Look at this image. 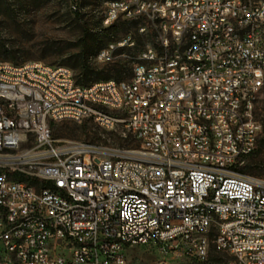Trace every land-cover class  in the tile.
<instances>
[{"label":"built area","instance_id":"obj_1","mask_svg":"<svg viewBox=\"0 0 264 264\" xmlns=\"http://www.w3.org/2000/svg\"><path fill=\"white\" fill-rule=\"evenodd\" d=\"M102 13L107 27L139 21L148 37L133 77L82 89L39 60L0 63V264H127L135 246L198 261L212 246L227 264H264V177L241 171L262 134L264 1L107 0ZM242 27L249 35L232 37ZM113 45L135 39L109 41L98 62L113 60ZM85 112L120 125L132 145L101 153L52 135L55 123L87 122ZM138 144L157 157L131 159Z\"/></svg>","mask_w":264,"mask_h":264},{"label":"rangeland","instance_id":"obj_2","mask_svg":"<svg viewBox=\"0 0 264 264\" xmlns=\"http://www.w3.org/2000/svg\"><path fill=\"white\" fill-rule=\"evenodd\" d=\"M103 1L80 0L81 10L74 11L73 0H0V63L39 60L49 65H64L71 70L75 81L85 80L84 85L113 79L118 69L123 79L130 77L131 64L148 37L140 34L139 21L127 23L110 36L96 32L94 27L102 15ZM127 33L135 39V46L118 47L112 52L115 56L110 62L102 63L94 58L109 41ZM82 61L92 72L82 71ZM254 115L262 122L264 134V94L255 100ZM121 130L120 125L112 130L92 122H59L51 129L55 138L81 141L101 153L132 145L131 138L124 137ZM241 171L264 177V145L245 159ZM229 259L226 253L212 246L204 261L162 257L152 246L131 247L126 255L127 264H227Z\"/></svg>","mask_w":264,"mask_h":264},{"label":"bare ground","instance_id":"obj_3","mask_svg":"<svg viewBox=\"0 0 264 264\" xmlns=\"http://www.w3.org/2000/svg\"><path fill=\"white\" fill-rule=\"evenodd\" d=\"M107 1V0H104ZM104 1L102 2V8L104 6ZM264 0H254V6H263ZM220 2H228V0H220ZM149 6V0H140V7H147ZM71 7L74 10L73 4ZM158 7H165V0H158ZM71 9V8H70ZM148 25L154 27V36H161L163 33V20H156V12H149L148 13ZM106 17H103V13L100 16L98 24L94 27L96 32H100L102 29L106 28ZM141 31V26H140ZM246 35H249V27H242V30H232V37L235 38H245ZM132 45H127L126 47H131ZM108 47V45L106 46ZM118 47H123V45H113L112 52L117 49ZM139 52H145V45ZM96 53V52H95ZM104 54V48L98 50L95 54V59L100 57ZM136 59L133 62L139 61V54L137 53ZM194 67V60H186L185 61V68H193ZM54 70H60L65 72H71V70L64 65H54ZM134 76V69L131 71L130 77ZM108 80L114 79H104L100 81L93 82L91 84L95 85H103L107 84ZM91 84L89 85H82V89H90ZM72 85H79L74 77L72 78ZM3 119L6 120H13L15 119V111L11 110H4L3 111ZM242 119H249V112H242ZM85 120L87 122H95V115L93 112H85ZM112 129V128H107ZM141 156H149V157H157V150L156 149H149L148 144H138V149H129V157L131 159H139ZM0 163H1V153H0ZM30 177H37V168H30ZM148 191L150 193H157V186L155 184H148ZM246 226H255V219H246Z\"/></svg>","mask_w":264,"mask_h":264},{"label":"trees","instance_id":"obj_4","mask_svg":"<svg viewBox=\"0 0 264 264\" xmlns=\"http://www.w3.org/2000/svg\"><path fill=\"white\" fill-rule=\"evenodd\" d=\"M127 23H129V21H119V22H115V23H113L112 25H110V26H108V27L102 29V30H101L100 32H98V33H102V34H104V35L110 36V35H112V34H115L117 31L123 29ZM97 50H98V49H97ZM81 68H82V71H83L84 73H90V72H92V69L89 68V66L85 63V61H82ZM121 73H122V71H121L120 69H118V70L116 71L115 77H114L113 79H116V80L123 79V78L121 77V75H122ZM97 78H99V76H98ZM85 79H86V78H85ZM76 80H77L76 82H77L78 84H82V85H84V83H85V80H81V79H79V78L76 79ZM262 129H263V125H262ZM262 145H264V134H262V135L258 138L257 143H256V146H255V149H254V150L252 151V153H250V154L255 153L256 150H258V149H260V147H262ZM248 156H249V155H248Z\"/></svg>","mask_w":264,"mask_h":264}]
</instances>
